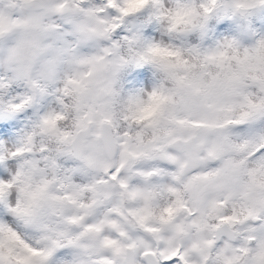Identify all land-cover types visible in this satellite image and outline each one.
I'll return each mask as SVG.
<instances>
[{
	"label": "clouds",
	"instance_id": "1",
	"mask_svg": "<svg viewBox=\"0 0 264 264\" xmlns=\"http://www.w3.org/2000/svg\"><path fill=\"white\" fill-rule=\"evenodd\" d=\"M261 148L264 0H0V226L34 264H264Z\"/></svg>",
	"mask_w": 264,
	"mask_h": 264
},
{
	"label": "snow or ice",
	"instance_id": "2",
	"mask_svg": "<svg viewBox=\"0 0 264 264\" xmlns=\"http://www.w3.org/2000/svg\"><path fill=\"white\" fill-rule=\"evenodd\" d=\"M158 103L159 98H154V102L151 105L153 111L156 110ZM259 153H264V148H261ZM258 171L264 174V156H261V164ZM106 243L111 244L114 242L106 241ZM130 247H134V245H130ZM119 251L120 249L117 248L116 252L119 253ZM40 255V252L19 238L11 229H5L0 226V264H34L33 257ZM148 255L147 264H186L185 256L175 250L170 252L164 250L159 255L152 252ZM141 264H144V262H141Z\"/></svg>",
	"mask_w": 264,
	"mask_h": 264
}]
</instances>
